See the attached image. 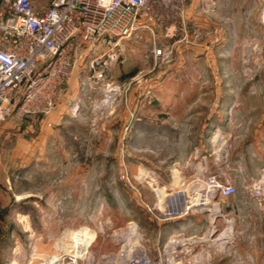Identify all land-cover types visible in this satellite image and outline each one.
Returning <instances> with one entry per match:
<instances>
[{"label": "rangeland", "instance_id": "1", "mask_svg": "<svg viewBox=\"0 0 264 264\" xmlns=\"http://www.w3.org/2000/svg\"><path fill=\"white\" fill-rule=\"evenodd\" d=\"M46 1L32 0L36 6ZM236 1L234 12L222 9L214 17L223 23L225 16L233 15L238 29L242 23L245 33L230 37L228 51L213 47L209 53L200 52L205 36L188 37L187 42L176 36L170 39V60L154 66L150 52L166 40L162 26L139 28L126 41L125 61L109 72L126 86L116 110L97 113L98 94L90 90L84 146L70 143L67 164H60L58 156L56 168L47 174L51 179H40L39 173L33 183L40 188L67 170L84 176V184L77 180L84 195L78 192L71 206L60 210L59 202L57 209L36 205L32 194L17 200L11 195L15 183L10 181L11 188L0 184V264H48L70 249L71 232L80 233L83 240L79 264H122L132 256L142 264H264V0ZM242 14L247 18L241 19ZM193 47L198 49L195 54ZM197 55L214 62L196 63ZM173 63L182 65L179 75L195 79L196 94L222 105L216 108L217 125L206 133H185L173 124L166 142L160 134H149L146 145L138 133L135 147L130 142L132 125L155 117L136 113L129 98L132 94L136 101L152 94L153 82ZM182 86L190 91V86ZM29 115H13L12 122L21 123ZM5 119L0 121V180L8 164L19 170L23 158L16 150L18 134L1 132ZM184 140L196 144L181 147ZM216 182L233 184L234 193L221 197L212 186ZM157 188H164L165 194L170 188L181 190L182 204L178 199L170 206L166 197L159 201ZM185 204L187 211L180 213ZM226 231L230 237H220Z\"/></svg>", "mask_w": 264, "mask_h": 264}, {"label": "built area", "instance_id": "2", "mask_svg": "<svg viewBox=\"0 0 264 264\" xmlns=\"http://www.w3.org/2000/svg\"><path fill=\"white\" fill-rule=\"evenodd\" d=\"M198 1L204 11H212L213 0ZM0 3V121L9 115H47L79 62L87 68L84 86L98 94L95 111L113 113L126 86L109 72L125 61L126 41L139 28L150 29L156 23L168 39L152 46L154 66L170 60V39L179 36L178 41L187 42L188 37L200 36L197 29L186 27L189 0H47L42 6L32 0ZM69 108L75 115L78 101L69 103ZM212 186L221 197L235 191L229 182ZM46 204L55 207L54 200ZM187 205L179 208L180 213L187 211ZM79 236L71 232L70 249L48 264H79L83 247ZM140 259L132 256L122 264H142Z\"/></svg>", "mask_w": 264, "mask_h": 264}, {"label": "crops", "instance_id": "3", "mask_svg": "<svg viewBox=\"0 0 264 264\" xmlns=\"http://www.w3.org/2000/svg\"><path fill=\"white\" fill-rule=\"evenodd\" d=\"M213 4H215V8H213L215 10L211 13L200 8L198 0H189L185 11L187 28L197 29L200 37L202 36L203 38L205 36L202 42L203 45L199 49L200 52L204 50L209 53L213 47L216 51H228L230 50V37L245 33L241 28L242 23H240V29L233 24V15L225 16L226 21L223 23L216 21L217 17L214 18L215 14H221L222 9L230 11V13L234 12L233 5H239L236 0H213ZM240 4L242 5V2ZM241 16V19L247 18V16L243 17V14ZM218 37L223 38H219V41ZM197 50L195 47L192 48L194 54ZM197 58L195 59L196 63L204 66L214 62L213 60L204 59L202 55H197ZM195 61L192 60V62ZM181 68L182 65L179 63L168 64L163 74L153 82V85L155 84L153 93H145L139 100H136L138 106L135 103L136 96L131 94L129 105L134 108L137 107L135 109L136 113L155 117V120L150 123L134 122L130 130L132 132L130 142H134L133 145L135 147H137L138 143V133L139 140H144L145 145L149 140V134H160L162 137L159 138L166 142L169 139V134L174 130L173 124L174 126L176 124L181 126L180 130L185 133L192 131H203L206 133L216 127L219 114L216 108L222 105L220 104L221 106H219L216 103V98L209 97L206 99L202 97L203 94H196L192 87L195 79L190 76L179 75ZM86 75L87 68L84 64L79 62L75 65L71 76L63 85L62 93L55 99V105L47 115L31 114L23 119L21 123L12 122L13 115L6 117V123L2 125L1 132H16L18 134L16 150L23 158L21 163L17 164L19 170H15L16 168L12 167L15 165H10L12 163L3 169L5 174H2L4 178L0 180V184L4 185L7 183L11 188V184L15 183L13 184L14 191L11 194L15 199L19 200L32 194L35 196L33 203L36 205H47L46 201L51 199L54 200L55 205L59 202L60 207L63 206L60 210H64L67 204L71 206V198L77 196L78 192L84 195V188H82L84 186L81 188L80 185L77 186V180L84 184V176H79V174H74L67 170L62 172L61 178L52 181L53 183L44 182L40 188H37L33 183L39 173H41L40 179H51L47 174L49 170L56 168L58 156H60V164L61 162L67 164V147H69L70 143H74L77 148L84 146L83 132H89L87 112L92 97V92L83 84ZM110 77L117 82L120 80L118 76L110 75ZM207 80L210 84L212 83L211 77H208ZM157 84H160V86L156 87ZM182 85L190 86L188 87L190 91H184V86ZM74 101H78L79 109L75 115H72L69 103ZM133 102L135 106H133ZM225 105L227 104L224 103L222 107L224 110H226ZM157 115L160 116L159 123L156 121ZM194 144L196 143L184 140L180 146L190 148ZM134 188L136 190V187ZM170 189L171 192L167 193L166 191L167 195L165 197L168 205L171 206L174 205L175 201H179L178 199L181 201V197H178V193L172 188ZM43 196L45 197L42 198Z\"/></svg>", "mask_w": 264, "mask_h": 264}, {"label": "bare ground", "instance_id": "4", "mask_svg": "<svg viewBox=\"0 0 264 264\" xmlns=\"http://www.w3.org/2000/svg\"><path fill=\"white\" fill-rule=\"evenodd\" d=\"M157 191H158V194H159V201H162L163 198H164L167 194H165V190H164V188H157ZM198 200H199V194L196 193V194L194 195V203H195V204H198V203H199ZM192 201H193V200H192ZM189 205H190V204H189ZM187 207H188V205H187ZM214 209L217 210V209H218V206H216ZM212 213H213V212H212ZM130 229H131V228H130ZM220 237H223V238H229L230 236L228 235V233H227V231H226L225 233L220 234Z\"/></svg>", "mask_w": 264, "mask_h": 264}]
</instances>
